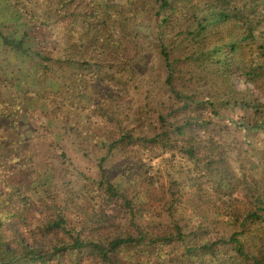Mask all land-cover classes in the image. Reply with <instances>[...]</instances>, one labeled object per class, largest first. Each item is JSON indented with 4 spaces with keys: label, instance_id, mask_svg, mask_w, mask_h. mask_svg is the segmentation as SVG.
I'll return each mask as SVG.
<instances>
[{
    "label": "rangeland",
    "instance_id": "374dc122",
    "mask_svg": "<svg viewBox=\"0 0 264 264\" xmlns=\"http://www.w3.org/2000/svg\"><path fill=\"white\" fill-rule=\"evenodd\" d=\"M19 1L28 12L11 22V7L16 0H0V29L4 34L21 38L29 31V45H34L37 37L47 39L41 46L63 40L59 28L48 30L42 20L29 17L39 7L36 0ZM189 1L195 7V25L194 17L186 19L181 12L176 17L179 24L167 26L164 35L172 59H177L176 89L193 96L199 103L211 101L215 107L212 110L206 104L209 109L200 111L209 124H194L192 128L201 139L214 140L220 158L216 163L198 164L178 146L164 151L141 140L145 135L161 131L160 114L166 117L170 113L168 123L173 130L186 114L205 109H199L194 103L183 112L175 113L178 102L166 83L167 69L160 54V42H152L150 38V27L156 26L150 9L155 6L157 9L156 0L145 5L148 13H144L143 20L141 15L139 18L151 49L145 71L132 74V68L127 65L120 70L122 63L132 58V53L128 40L120 45L119 35L114 33L112 39L103 42L111 44L108 50L91 46L88 57L93 66L84 70L78 88L72 89L68 87L69 82H62L64 79L49 59L36 61L17 53L0 37V99L14 106L7 109L13 114L6 124L13 126L5 125L0 130V149L19 157L26 155L13 186L34 207L31 221L35 225L29 223L15 228L17 236L28 245L44 248L43 239L34 230L50 214L54 217L56 211L51 205L67 215V228H79L90 219L106 224L101 217L105 215L112 217L122 230H134L123 201L110 200L105 186L92 185L90 179H101L103 172L121 190L128 189V171L150 184L153 197L144 214L145 224L154 232L173 226L167 207L179 195L183 198L179 200L182 202L175 210V217L186 224L192 221L194 225L199 221L196 210L193 204L185 202L196 189L208 195L211 205L221 203L225 212H230L234 205L249 201L244 178L252 184L264 185V123L251 130L256 119L253 112L234 105L235 101L245 98L257 102L264 111V0H230V8L226 10L229 18L223 29L215 34L208 32L206 36L198 33L199 27L206 25V14L201 9L213 0H183L181 6ZM110 3L129 4L128 0H110ZM189 25H193L191 31L196 33L189 32ZM135 29L138 27H133L134 35ZM138 33H141L140 26ZM66 40L74 44L71 38ZM233 47L236 49L231 52ZM226 54L255 72V84L238 70L222 86L224 77L217 58L232 61ZM19 105L18 112L14 113ZM130 132L135 138L124 148L110 144ZM224 178L227 181H222ZM193 183L200 187L194 190ZM128 191L135 193L133 187ZM210 235L215 237L216 231L210 230ZM65 237L64 231H54L48 235L47 243ZM11 247L16 244L8 246ZM178 250L174 244L162 247L169 258L179 255ZM63 260V264H75L68 256ZM91 263L97 264L93 257L83 261V264Z\"/></svg>",
    "mask_w": 264,
    "mask_h": 264
},
{
    "label": "trees",
    "instance_id": "16d2710c",
    "mask_svg": "<svg viewBox=\"0 0 264 264\" xmlns=\"http://www.w3.org/2000/svg\"><path fill=\"white\" fill-rule=\"evenodd\" d=\"M36 1L39 7L33 10L29 17L33 20H42L48 30L59 28L64 37L63 40L46 42L41 46V43L47 39L37 37L34 45H29L31 44L29 39L31 32L26 31L21 38H15L4 34L1 29L0 37L17 53L33 60L36 58V61L49 59L56 66V72L60 74L58 75L64 79L62 82L70 83L68 87L78 88L85 74L84 70L93 66L88 57L91 46H101L108 50L111 44L103 42L112 39L114 33L119 35L120 45L121 42H125V39L128 40L129 51L132 53V58L122 63L120 70L127 65L134 70L130 69L132 74L138 70L145 71L151 49L139 18L141 15L143 20L144 13H148L145 5L150 0H142V4L139 0H128L127 5L122 3L110 5V0ZM156 2L158 3L157 9H155L156 6L150 9L156 24L155 27H150V38L152 42H160V54L167 69L166 83L178 102L177 108L174 109L175 113L183 112L185 108L191 107L194 103L199 109H205L186 114L183 122L176 125L173 130L171 123H168L170 113L166 117L160 114L159 117L163 123L161 131L155 135H145L141 137V140L164 151H171L178 146L180 151L190 159L198 161V164L219 162V150L214 140L201 139L192 128L194 124L210 123L200 111L209 109L205 107L206 104L211 106L213 103L211 101L199 103L193 96H189L181 89H176L174 80L177 74L175 64L177 59H172L173 56L166 45L164 35L167 26L179 24L176 17L181 12L186 19L194 17V22L195 7L192 1L184 3V6H181L183 0H156ZM209 3L211 4L201 9L206 14L204 15L206 25H201L198 31L199 34L202 32L205 36L208 32L215 34L223 29L224 22L227 17L229 18L226 10L230 8L231 1L215 0L214 2L213 0ZM11 11V22L17 21L21 14L28 12L27 7L19 0L13 2ZM139 26L141 33L137 34ZM133 27H138L135 29V35L132 31ZM187 28H191L189 32L196 33V31H191L193 25ZM66 38H71L74 44L71 43L72 41L68 42ZM77 39L79 42H76ZM235 49L233 47L231 52ZM225 56L228 57V54ZM229 57L232 61L217 58L224 77L222 86L224 87L231 79V75L237 74L238 70H242V73L255 84V72L241 65L235 57L231 55ZM124 78L122 80H126ZM241 100L235 101L234 105H240L244 110H251L256 117L251 130L263 126L264 118H260L264 111L258 107V103L245 98ZM1 105L4 107L1 108ZM20 106H16L13 112H18ZM12 107L14 106L0 99V130L12 119L13 113L7 112V109ZM214 108V106L210 107L212 110ZM241 124L244 125V122ZM6 126L13 125L11 123ZM134 138L135 136L130 132L110 144H115V148H124V145ZM112 147L113 145L110 148ZM62 154L64 157L67 156L66 153ZM25 158L26 155L19 157L16 153H8L0 149V264H63L65 256H68L75 264H83L84 259L90 257H93L97 264H264V185L252 184L245 178L246 198L247 201L249 200L247 204L234 205L230 212H225L221 203L211 205L208 195L201 193L199 189H196L200 186H195L193 183L192 188L196 190L185 204L194 205L198 223L193 225L192 221H189L186 224L176 219L175 210L179 209L182 202L179 200L183 198L179 195L172 199L173 201H166V204L169 202L167 209L169 216L173 217V226L154 232L145 224L144 214L147 210L146 205L151 203L153 197L150 184L146 183L145 179H141L139 175L128 171V189L133 187L135 191L132 194L128 189H119L110 176L103 172L101 179H90L92 185L105 186L110 200L121 199L123 201L129 209L130 222L136 230H122L112 217L105 215L101 217L104 218L103 221L106 224L100 220L90 219L79 228H67L69 221L67 215L62 214L55 205H51V208L56 211L54 217L50 214L46 221H42L43 224L36 226L34 230L38 237L43 239L44 248L32 247L21 240L15 230L18 225L32 223L31 219L34 214L31 201H26L25 194L21 191L23 193L21 196L20 191L13 186L15 178L19 175H17V171H20L19 166H23L22 160ZM223 180L227 181L226 178ZM93 215L96 216V213ZM213 229L216 231L215 237L210 235V230ZM60 230L64 231L67 237L60 241L54 239L51 245L48 244V235ZM12 243L16 244V247L8 248ZM173 244L178 246L180 254L169 258L162 251V247Z\"/></svg>",
    "mask_w": 264,
    "mask_h": 264
}]
</instances>
